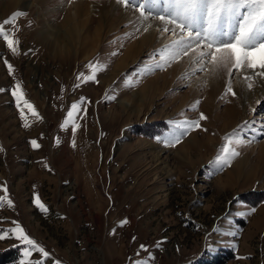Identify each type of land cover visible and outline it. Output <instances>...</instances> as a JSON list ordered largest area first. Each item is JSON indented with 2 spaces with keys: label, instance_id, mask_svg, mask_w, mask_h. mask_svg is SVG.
<instances>
[{
  "label": "rangeland",
  "instance_id": "rangeland-1",
  "mask_svg": "<svg viewBox=\"0 0 264 264\" xmlns=\"http://www.w3.org/2000/svg\"><path fill=\"white\" fill-rule=\"evenodd\" d=\"M22 1L7 8L0 0V22L17 12L25 14L14 21V27L6 26L19 41L17 52L0 39V196L6 187L13 202L12 207L6 201L0 207V230L15 228L16 222L50 255L43 258L32 251L25 256L26 246L9 233L10 238L0 240V264L40 260L43 264H135L136 260L264 264V93L260 92L261 103H254L256 111L249 110L246 119L236 96L226 94L227 87L215 95L213 104H206L203 86L189 89L209 63L202 66L191 55L178 75L168 82L159 79V100L148 102L141 115L136 114L139 107L134 112L120 108L112 112L124 96L138 92L181 58L170 60L165 46H156L104 88L100 77L122 55L128 35L136 34V29L127 32L135 22L118 25L88 60L72 51L62 61L49 54L39 33L47 25H60L76 1L97 7L93 27L100 20L101 5L110 0H43L46 8H26L34 0ZM130 12L131 17L136 14L133 9ZM238 20L231 21V27L226 25V30L235 32ZM162 35L170 42L182 34ZM5 60L13 67L11 73ZM90 62L102 66L96 80H77L81 73L91 74ZM158 63L165 70L156 68ZM237 75L234 70L226 79L233 83ZM249 80L252 88L248 91L257 82H262L263 87L258 86L264 91V77L254 72ZM14 91L17 96L22 93L19 107ZM81 97L85 101L75 112V121L62 128L71 105ZM181 98L186 100L181 103ZM24 100L34 106L39 118L24 107ZM233 103L238 111L227 117L224 112ZM200 113L207 119L200 121V127L186 126L187 134L179 143L159 142L178 131L170 122L198 120ZM75 124L79 127L73 134ZM234 129L244 141L232 145L240 155L223 167L214 164L224 137ZM33 140L39 148L32 146ZM243 157L242 175L233 172L229 176L234 163ZM37 198L47 212L38 207ZM125 219L128 223L121 225ZM142 244L147 251L140 249Z\"/></svg>",
  "mask_w": 264,
  "mask_h": 264
},
{
  "label": "snow or ice",
  "instance_id": "snow-or-ice-1",
  "mask_svg": "<svg viewBox=\"0 0 264 264\" xmlns=\"http://www.w3.org/2000/svg\"><path fill=\"white\" fill-rule=\"evenodd\" d=\"M116 3L138 12L144 21L150 18L159 19L165 25L161 30V34L169 32L175 34L176 30H179L182 34L180 38L165 46V51L169 54L168 59L179 60L194 49H204L198 52V60L202 66L205 63H210L213 65L214 71L226 70L229 77L234 74V70L243 71L246 69H251L255 72V75L264 77V0H116ZM157 8L159 10L154 11ZM242 9L246 11L242 12ZM22 15L25 14L17 12L11 18L0 22V39L6 43L14 54L17 52L19 41L14 38V33L10 32L6 26L13 25L14 27V21ZM237 17H239V20L235 23V32L226 30V25L231 27L230 22L236 20ZM168 25L173 27L170 29ZM149 27L151 25L145 27L144 31L147 32ZM16 30L18 31V29ZM185 33L186 37L183 35ZM222 37H228V39H221ZM116 54V52L112 53V55ZM161 60L167 63L164 56H161ZM4 63L7 65L9 73H11L13 71L12 65L7 60ZM87 67L92 69L91 74L85 76L84 73H81L77 80L83 77V82L95 81L96 73L102 70V66L93 65L91 62ZM155 67L165 70L163 64L160 63L155 65ZM147 70L151 71L152 69L149 68ZM244 79L249 80L251 77L246 75ZM79 86V84H76L74 87ZM248 88H252L251 83L248 84ZM0 91H3V89H0ZM227 93H231L233 96L236 95L231 88L230 80L226 89ZM13 95L17 96V92L14 91ZM21 98L22 93L17 96L18 107ZM84 101L85 98L81 97L80 102L71 105L66 119L61 124L62 128L75 121V112L79 110L80 103ZM199 103L200 101H196V105ZM256 103L259 105L261 101L258 100ZM23 104L33 116L39 118V113L31 103L24 100ZM252 111L255 112L256 109L253 108ZM21 118L26 121L23 109H21ZM206 119L207 117L200 113L198 120L184 121L182 123L170 122L178 131L171 136V139L161 138L159 142L174 146L179 143L183 135L187 134V127H200V121ZM248 123V121L244 122L245 125ZM28 126L26 122L25 127ZM78 127L79 125L75 124L72 128L73 134H75ZM180 129L185 130L179 131ZM224 140L225 144L221 146V154H218L213 161L214 164H219L221 167L229 163L231 158L240 155L232 145L244 143L239 138V133L236 129L227 134ZM31 144L34 148L40 147L35 140L31 141ZM73 146H75V141H73ZM2 190L5 195L0 196V207H3L4 201L7 202L8 207H12L13 202L7 197V188L4 187ZM36 204L42 211L47 212L46 206L40 202L39 198L36 199ZM252 211L254 212L255 209H252ZM13 223L16 224L15 228L7 231L0 230V240L10 238L9 233H11L15 239L26 246L24 250L25 256L31 255L32 251H37L42 254L43 258L49 257V252L40 247L34 239L30 238L18 223ZM126 223H128L126 219L120 222L121 225ZM140 249L147 251L146 246L143 244L140 245ZM21 264H24V262L21 261ZM29 264H43V260L30 261ZM54 264H60V262L55 261ZM135 264H148V261L136 260Z\"/></svg>",
  "mask_w": 264,
  "mask_h": 264
},
{
  "label": "bare ground",
  "instance_id": "bare-ground-1",
  "mask_svg": "<svg viewBox=\"0 0 264 264\" xmlns=\"http://www.w3.org/2000/svg\"><path fill=\"white\" fill-rule=\"evenodd\" d=\"M21 1L22 0H4L3 4H5V6L8 8L17 5ZM42 3L43 0H34L31 4L28 3L26 8H32L33 6H36L37 8H46L42 5ZM71 5L72 6L70 8L73 9H70L71 11L69 10L68 12L66 11L63 21L57 26L58 28L47 25L44 30L39 33L41 38L40 40L47 46L49 54L53 58H59L62 61L66 60L72 51H75V53H82L83 59L88 60L97 51V48L100 46L103 39L118 25L126 20H129V22H135L134 26L127 32L131 33L133 29H136V34L134 37L128 35V38L125 39V42L128 41L129 43L126 44L124 52L116 60L111 71L100 77V84L104 88L108 87V85H110L123 70L133 64V62H135L139 56L143 55L146 50L153 49L156 46L164 47L168 44L170 45L173 41V39H171L169 42V39H165V37H163L161 34L160 31L165 25L159 19L155 20L150 18L149 20L144 21L139 16V13L136 12L133 17H138L133 20V17L130 16L131 8H125L124 6H121L116 2H112L111 0L106 1L103 3V5H101L100 20H97L98 22H96L93 27H91L92 16L94 14V9L97 7L93 4L91 6H87V4L83 1H76ZM148 25H151V27L148 28L147 32H145L144 28ZM168 27L171 29L173 26L168 25ZM178 34L179 30H176L174 37L178 36ZM125 37L126 36L124 35V38ZM178 39L179 38L177 37L175 40ZM200 50L201 49H194L193 51H190L187 56H182L181 59L166 73L163 75H158L150 82L144 84V86L138 92L124 96L117 102V106L112 109V112H116L119 108L124 111L133 110L134 107H139L141 109H138V112H136L137 110L135 112L137 115H141L143 113V109L145 108L144 106L148 102H152L154 99L159 100L157 97L162 92V89L159 90V79L161 78L163 82H168L169 77L172 78L173 76L178 75L182 67H187L188 63H186V61L190 59V56L194 55L198 57V52ZM253 74L254 72L251 71V69L238 71L236 81L233 83L231 82V88L236 93L235 96L237 102L239 103V106H241L240 111L242 113L243 119H246L249 110L254 108V103L258 100H261L262 96L260 92L264 93L262 88L260 89L258 86L260 84L263 87L262 82H257V86H255L252 91L247 90L250 80L244 79V76L247 75L252 77ZM226 78V70L214 71L213 65L209 63L207 70L200 78L194 80V83L189 90L192 92L198 86H203V89L206 93L205 102L206 104L211 105L213 104L212 101L215 95L221 93L226 87H228L229 80ZM181 99V103L186 100V98ZM236 108V104L233 103L232 106L226 108L224 113L227 115V117L229 112L231 114H236L238 111ZM225 129V127L222 128L223 131H225ZM208 140L210 142L212 141V139ZM182 149H184V147H182L181 150ZM244 159L245 157L234 163L235 165L233 169L228 172L229 176L233 172L235 176L242 175L246 166Z\"/></svg>",
  "mask_w": 264,
  "mask_h": 264
}]
</instances>
